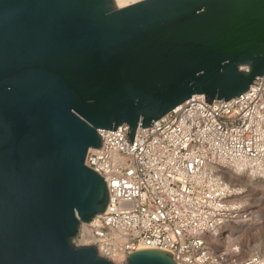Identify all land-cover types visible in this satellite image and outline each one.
<instances>
[{"label":"water","instance_id":"water-1","mask_svg":"<svg viewBox=\"0 0 264 264\" xmlns=\"http://www.w3.org/2000/svg\"><path fill=\"white\" fill-rule=\"evenodd\" d=\"M262 75L264 0H0V264H115L75 242L109 202L84 162L98 130L126 124L132 143L192 95L226 101ZM145 253L176 264L152 247L121 264Z\"/></svg>","mask_w":264,"mask_h":264},{"label":"built area","instance_id":"built-area-1","mask_svg":"<svg viewBox=\"0 0 264 264\" xmlns=\"http://www.w3.org/2000/svg\"><path fill=\"white\" fill-rule=\"evenodd\" d=\"M255 79L226 101L192 95L132 143L126 124L98 130L84 162L109 202L77 244L123 262L152 247L176 264H264V75Z\"/></svg>","mask_w":264,"mask_h":264},{"label":"bare ground","instance_id":"bare-ground-1","mask_svg":"<svg viewBox=\"0 0 264 264\" xmlns=\"http://www.w3.org/2000/svg\"><path fill=\"white\" fill-rule=\"evenodd\" d=\"M114 1H115L116 5L120 7V6H125L127 4H131V3L136 2L138 0H114ZM84 225L85 224H82L83 227H84ZM107 258L110 259L113 263L118 264L121 261L123 262L124 255H122L120 253H116L113 256H110Z\"/></svg>","mask_w":264,"mask_h":264},{"label":"snow or ice","instance_id":"snow-or-ice-1","mask_svg":"<svg viewBox=\"0 0 264 264\" xmlns=\"http://www.w3.org/2000/svg\"><path fill=\"white\" fill-rule=\"evenodd\" d=\"M143 262L144 264H154L151 254H147V253L143 254Z\"/></svg>","mask_w":264,"mask_h":264},{"label":"rangeland","instance_id":"rangeland-1","mask_svg":"<svg viewBox=\"0 0 264 264\" xmlns=\"http://www.w3.org/2000/svg\"><path fill=\"white\" fill-rule=\"evenodd\" d=\"M130 3V2H129ZM75 242L77 243V240H75ZM120 263H122V261L121 262H119L118 264H120Z\"/></svg>","mask_w":264,"mask_h":264}]
</instances>
